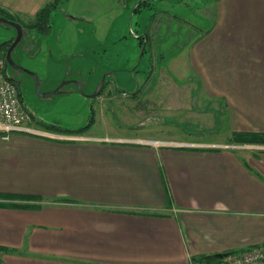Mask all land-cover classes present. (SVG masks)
I'll return each mask as SVG.
<instances>
[{
	"label": "crops",
	"instance_id": "0c3cea01",
	"mask_svg": "<svg viewBox=\"0 0 264 264\" xmlns=\"http://www.w3.org/2000/svg\"><path fill=\"white\" fill-rule=\"evenodd\" d=\"M213 2L186 82L218 136L0 135V264H193L264 244V144H204L264 132V0Z\"/></svg>",
	"mask_w": 264,
	"mask_h": 264
},
{
	"label": "rangeland",
	"instance_id": "374dc122",
	"mask_svg": "<svg viewBox=\"0 0 264 264\" xmlns=\"http://www.w3.org/2000/svg\"><path fill=\"white\" fill-rule=\"evenodd\" d=\"M213 3L63 0L53 11L51 31L42 33L27 23L45 0H0L27 29L13 56L40 79L37 87L34 75H23V104L38 118L62 127L90 122L83 131L97 135L218 136L195 125L193 106L201 109L204 103H193L197 87L186 82L194 74L191 41L211 21L204 12ZM15 34V27L0 22V45ZM6 71L13 75L8 62ZM68 80L75 82L64 89L73 84L74 91L45 95Z\"/></svg>",
	"mask_w": 264,
	"mask_h": 264
},
{
	"label": "built area",
	"instance_id": "2783aa9c",
	"mask_svg": "<svg viewBox=\"0 0 264 264\" xmlns=\"http://www.w3.org/2000/svg\"><path fill=\"white\" fill-rule=\"evenodd\" d=\"M6 57H0V135L8 138L13 132L37 134L51 138L80 137V132L59 131L44 125L32 122L31 113L24 107L21 89L14 78L6 71ZM141 142H154L155 144H180L165 140L137 139ZM215 146H243L241 143H204ZM193 264H264V244L253 245L233 250L229 254L213 260L202 262L200 259Z\"/></svg>",
	"mask_w": 264,
	"mask_h": 264
},
{
	"label": "trees",
	"instance_id": "16d2710c",
	"mask_svg": "<svg viewBox=\"0 0 264 264\" xmlns=\"http://www.w3.org/2000/svg\"><path fill=\"white\" fill-rule=\"evenodd\" d=\"M63 0H49L44 5H42L38 11L36 12L35 16L30 19L29 23L27 25L36 28L38 31H41L42 33H49L52 28V21L51 17L53 15V11L59 6V4ZM140 8V7H139ZM0 15H6L10 18L18 20L15 15L10 12L7 8L0 5ZM7 42H2L0 45V51L4 53L5 55V47ZM1 57V56H0ZM89 123H86L85 125L76 127V128H69V127H62L61 125H58L56 123H47L45 126L56 129V130H66V131H74V132H82L84 128H86ZM230 140L245 144V143H260L264 144V132L263 131H250V130H236L233 131L232 136ZM208 259L213 260L216 258H210V257H204L200 256L197 259Z\"/></svg>",
	"mask_w": 264,
	"mask_h": 264
},
{
	"label": "water",
	"instance_id": "95a60500",
	"mask_svg": "<svg viewBox=\"0 0 264 264\" xmlns=\"http://www.w3.org/2000/svg\"><path fill=\"white\" fill-rule=\"evenodd\" d=\"M0 22H3V23H7L8 25H12L13 27H15L16 29V34L14 35V39L13 41L11 42L10 46L8 47L7 51H6V54H5V57H6V60L8 61V63H10L13 67H17V68H20L24 71H27L28 73H30L31 75H34L35 79H36V86L38 87L39 86V83H40V79H39V76L37 75V73L23 65H19L15 59L13 58L12 56V52L14 50V48L16 47V45L22 40L24 34H25V31L27 30L26 28H24L23 24L21 21L19 20H16V19H13V18H10L6 15H0ZM143 50H144V47H143ZM105 80V79H104ZM71 81V80H70ZM69 80L68 81H64L61 85H59V87L57 89H55L54 91L52 92H49V93H45L46 96L52 94L53 92H61V91H70L72 89L75 88V86L73 84H71L70 88H65L63 86L66 85V83L70 82ZM75 82V80H72ZM71 81V82H72ZM103 84H104V81L102 82V84L99 86V88L103 87ZM100 90V89H99ZM99 92V91H98ZM233 251V250H232ZM232 251H228V252H222V253H217L215 255H207V256H204V257H210V258H220L222 256H225L227 254H229L230 252Z\"/></svg>",
	"mask_w": 264,
	"mask_h": 264
},
{
	"label": "flooded vegetation",
	"instance_id": "af4514ba",
	"mask_svg": "<svg viewBox=\"0 0 264 264\" xmlns=\"http://www.w3.org/2000/svg\"><path fill=\"white\" fill-rule=\"evenodd\" d=\"M149 38V37H148ZM148 38H147V40H148ZM13 39H14V35L13 36H11V37H9V38H7L5 41H3V42H7V44H6V47H5V54H6V51H7V49H8V47L10 46V44H11V42L13 41ZM144 40V38L142 37V40H141V44L140 45H142V46H144V52L147 50V42H144L143 41ZM2 44V43H1ZM12 56H13V52H12ZM13 58L15 59V57L13 56ZM7 61V60H6ZM15 61L19 64V65H23L20 61H18L17 59H15ZM8 62V61H7ZM24 66V65H23ZM13 67V66H12ZM25 73H28L27 71H24V70H22V69H20V68H17V67H13V75L11 76L12 78H14L15 80H16V82L18 83V85H19V81L21 82L22 81V79H23V75L25 74ZM28 74H30V73H28ZM19 87H20V85H19ZM21 94H22V91H21ZM23 98V97H22Z\"/></svg>",
	"mask_w": 264,
	"mask_h": 264
}]
</instances>
